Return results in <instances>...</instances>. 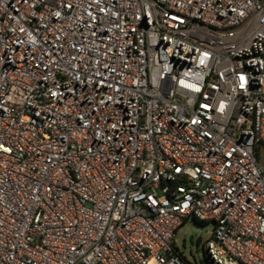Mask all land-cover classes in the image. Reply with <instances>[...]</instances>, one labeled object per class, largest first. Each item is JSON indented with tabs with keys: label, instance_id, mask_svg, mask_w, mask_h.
<instances>
[{
	"label": "built area",
	"instance_id": "built-area-1",
	"mask_svg": "<svg viewBox=\"0 0 264 264\" xmlns=\"http://www.w3.org/2000/svg\"><path fill=\"white\" fill-rule=\"evenodd\" d=\"M264 0H0V264H264Z\"/></svg>",
	"mask_w": 264,
	"mask_h": 264
},
{
	"label": "rangeland",
	"instance_id": "rangeland-1",
	"mask_svg": "<svg viewBox=\"0 0 264 264\" xmlns=\"http://www.w3.org/2000/svg\"><path fill=\"white\" fill-rule=\"evenodd\" d=\"M262 156L264 158V154ZM214 230V223L208 222L201 226L192 219L179 229L175 242L187 262L208 264L205 263V253L208 254L207 244L214 238ZM209 262L215 264L210 258Z\"/></svg>",
	"mask_w": 264,
	"mask_h": 264
},
{
	"label": "trees",
	"instance_id": "trees-1",
	"mask_svg": "<svg viewBox=\"0 0 264 264\" xmlns=\"http://www.w3.org/2000/svg\"><path fill=\"white\" fill-rule=\"evenodd\" d=\"M263 163H264V158H263ZM195 222H196L197 224L201 225V226H204V225L207 224V222H204V221H201V220H198V219H195ZM205 263L211 264V263L209 262V256H208V254H206V253H205ZM188 264H192V263L189 262Z\"/></svg>",
	"mask_w": 264,
	"mask_h": 264
}]
</instances>
